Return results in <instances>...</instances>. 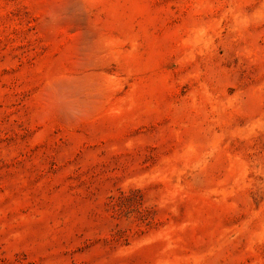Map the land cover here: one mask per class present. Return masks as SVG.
<instances>
[{
	"label": "rangeland",
	"instance_id": "rangeland-1",
	"mask_svg": "<svg viewBox=\"0 0 264 264\" xmlns=\"http://www.w3.org/2000/svg\"><path fill=\"white\" fill-rule=\"evenodd\" d=\"M0 264H264V0H0Z\"/></svg>",
	"mask_w": 264,
	"mask_h": 264
}]
</instances>
